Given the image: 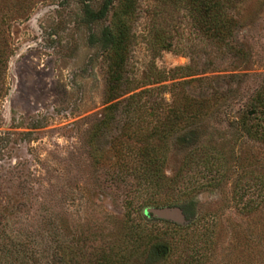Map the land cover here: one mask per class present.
Returning a JSON list of instances; mask_svg holds the SVG:
<instances>
[{"label":"rangeland","instance_id":"obj_1","mask_svg":"<svg viewBox=\"0 0 264 264\" xmlns=\"http://www.w3.org/2000/svg\"><path fill=\"white\" fill-rule=\"evenodd\" d=\"M223 2L218 43L187 1L137 0L120 87L161 106L130 126L106 109L120 0H0V264H264V0ZM167 109L189 122L151 136Z\"/></svg>","mask_w":264,"mask_h":264},{"label":"trees","instance_id":"obj_2","mask_svg":"<svg viewBox=\"0 0 264 264\" xmlns=\"http://www.w3.org/2000/svg\"><path fill=\"white\" fill-rule=\"evenodd\" d=\"M188 2L189 11L191 17L193 18L195 27L198 31H200L205 36L211 37L216 42L224 41V39L230 35L231 25L233 20L229 18L230 16L226 14L227 7L223 2L224 0H185ZM227 3V2H226ZM107 11V6L105 10H102L101 16ZM137 11V0H120L118 13L115 17V23L112 30L108 31L106 37L104 38L105 42L110 45V58L108 64V83L109 86L107 88V100L109 106L106 108L108 115L112 114L116 115L120 108H123L128 114L135 115L137 118H133L128 116V122L130 126H135L137 123H141L143 120L139 113H143L144 109L160 107L161 103L158 104L154 102V100H141L143 94H148L151 91L146 90L139 92L137 94L129 95L131 92L121 91V83L123 82V74L125 71V63H126V53L129 48V44L131 43V28L128 24V20L132 19ZM100 16V17H101ZM126 96V97H125ZM194 104V105H193ZM193 104L190 108L193 110V116H190V121L197 118L199 111L203 108V103L200 101H193ZM177 109V108H176ZM150 110H147V112ZM146 112V113H147ZM165 114V115H164ZM161 117H157L154 120V126L152 128L153 132H151V136L153 134H159V129L168 127L172 131H176L182 125H185L189 122L188 118H183V114L175 111V109L167 111ZM249 115L257 117L258 120H263L264 118V86L260 89L257 95L253 98L249 105ZM152 116L151 114H149ZM181 116V117H180ZM112 119H108L106 123H110ZM152 124V122H146V128ZM133 128V127H132ZM256 128H262L261 135L263 136L264 130L261 125H258ZM143 131H141V137L148 142L149 136L148 131L143 127ZM164 134L165 132H161ZM160 135V134H159ZM185 136H181L180 140H184ZM144 157L148 158L147 164L148 167L145 169V165L143 166V175L141 176V180L145 182V186H151V180L153 175L155 176L154 168H158L153 162L154 157L151 158L149 155V151L145 152ZM193 158L188 161L193 163ZM200 162V161H199ZM154 164V166H153ZM209 162L203 161L201 162V167H203V172H210ZM214 167V166H213ZM212 167V169H213ZM157 172V171H156Z\"/></svg>","mask_w":264,"mask_h":264}]
</instances>
